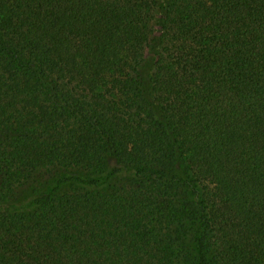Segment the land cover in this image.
<instances>
[{
	"label": "trees",
	"instance_id": "16d2710c",
	"mask_svg": "<svg viewBox=\"0 0 264 264\" xmlns=\"http://www.w3.org/2000/svg\"><path fill=\"white\" fill-rule=\"evenodd\" d=\"M0 264H264V0H0Z\"/></svg>",
	"mask_w": 264,
	"mask_h": 264
},
{
	"label": "rangeland",
	"instance_id": "374dc122",
	"mask_svg": "<svg viewBox=\"0 0 264 264\" xmlns=\"http://www.w3.org/2000/svg\"><path fill=\"white\" fill-rule=\"evenodd\" d=\"M166 1V0H164ZM30 197H33L32 191L29 190L28 187L21 188L16 192L15 197L10 201L11 205H15L18 207H22L24 204L27 203V201L30 199Z\"/></svg>",
	"mask_w": 264,
	"mask_h": 264
}]
</instances>
